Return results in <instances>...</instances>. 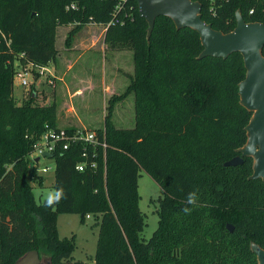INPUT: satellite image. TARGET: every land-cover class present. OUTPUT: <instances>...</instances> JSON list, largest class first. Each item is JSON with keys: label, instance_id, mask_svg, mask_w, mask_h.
<instances>
[{"label": "trees", "instance_id": "trees-1", "mask_svg": "<svg viewBox=\"0 0 264 264\" xmlns=\"http://www.w3.org/2000/svg\"><path fill=\"white\" fill-rule=\"evenodd\" d=\"M193 1L201 5L202 20L224 34L235 28L238 10L246 22L264 25V0ZM118 3L0 0V264H14L30 250L46 254L51 264H88L73 259L74 238L58 236L62 213L99 219L95 264H258L251 243L264 249V181L250 179L251 158L223 166L239 156L251 118L239 103L241 55L198 59L203 47L195 31L176 30L170 19L158 17L147 37L136 1L127 0L120 11ZM71 4L77 9L66 10ZM75 22L103 25L106 41L133 52L129 90L138 103V124L117 131L105 120L97 134L107 148H87L90 156L96 153L94 170H75L83 161L80 146L56 153V196L51 204L37 202L30 180L41 185L42 178L28 155L47 128H57L55 107L35 105L32 97L14 105L13 64L54 62L56 28ZM155 92L164 95L157 98ZM141 171L163 190L157 228L148 240L140 237Z\"/></svg>", "mask_w": 264, "mask_h": 264}, {"label": "rangeland", "instance_id": "rangeland-1", "mask_svg": "<svg viewBox=\"0 0 264 264\" xmlns=\"http://www.w3.org/2000/svg\"><path fill=\"white\" fill-rule=\"evenodd\" d=\"M48 8L47 3L46 9ZM59 27L56 28L55 38L56 58L54 64L47 66L49 70L53 68V77L46 73H34L32 77H27L29 85L22 87L13 76L11 97L14 105L21 106L29 102L31 97L35 99V105H54L55 124L58 128L104 131L107 119L114 130L134 129L138 124L139 114L136 96L129 90L134 77L133 52L120 44L112 46L106 41V28L103 25L75 22ZM67 37L70 38L69 45L64 43ZM176 60L179 65L184 64L181 55L176 56ZM20 63L24 65L17 59L14 65L19 68ZM155 93L157 98L164 95L163 92ZM199 129L201 135L206 134L204 124H200ZM44 167L50 170L41 175L36 172L37 178H42L41 185L37 183L38 180H30L37 202L52 200L56 196L53 187L54 160L41 158L38 168ZM137 191L138 205L145 222L140 237L148 240L157 228L158 200L162 197L163 190L156 181L141 171ZM56 226L60 238H74V260L95 264L99 219L90 215L81 220L80 214L62 213L58 215ZM39 256L41 264H49L46 254L40 253Z\"/></svg>", "mask_w": 264, "mask_h": 264}, {"label": "water", "instance_id": "water-1", "mask_svg": "<svg viewBox=\"0 0 264 264\" xmlns=\"http://www.w3.org/2000/svg\"><path fill=\"white\" fill-rule=\"evenodd\" d=\"M139 16L147 23V37L150 36L158 17L172 21L176 30L191 29L199 35L202 52L198 59L206 57L227 59L233 53H239L243 60L245 77L238 84L240 105L251 113L245 127L246 144L237 150L239 156L226 161L224 167H236L244 158L253 160L251 180L264 181V25L246 22L240 11L235 13V28L229 33L212 29L201 18V5L193 0H135ZM42 157L51 158L50 154ZM39 158L35 160V163ZM229 231L233 226L226 224ZM251 250L256 255L258 264H264V249L251 243ZM42 256V255H41ZM38 251L24 253L14 264H41ZM48 263L51 264L50 259Z\"/></svg>", "mask_w": 264, "mask_h": 264}, {"label": "built area", "instance_id": "built-area-1", "mask_svg": "<svg viewBox=\"0 0 264 264\" xmlns=\"http://www.w3.org/2000/svg\"><path fill=\"white\" fill-rule=\"evenodd\" d=\"M213 2V0H210ZM127 0H119L117 5V11L123 9V5ZM77 7L75 4H71L66 7V10H76ZM210 12L214 14V9L211 8ZM253 11H250L249 14H252ZM6 46L9 48L10 42L5 41ZM23 55H20L21 58ZM21 64V63H20ZM18 68L13 64V75L14 78H17L18 84L22 87H27L29 82L27 77L36 74L46 73L49 76L53 77L52 72L46 66H38L30 63H24V65H19ZM74 146H80L82 149L81 158L83 161L79 162L75 166V170L78 172H84L86 168L94 170L97 168V163L94 160L96 158V153L89 155L87 148L91 147L93 150L101 148L105 150L107 148V143L105 142L104 136L101 138L98 136L97 131L88 130L86 128L82 129H66V128H47V130L38 138V140L32 145V150L28 155V160L30 162V167L36 168L38 174L47 173L50 168L44 167L39 169L38 164L41 158L43 159H52L56 153L61 154L64 151H68ZM43 154H50L51 158L42 157ZM39 158V161L35 163V160ZM90 159V161H89ZM90 215H86V218H89Z\"/></svg>", "mask_w": 264, "mask_h": 264}, {"label": "clouds", "instance_id": "clouds-1", "mask_svg": "<svg viewBox=\"0 0 264 264\" xmlns=\"http://www.w3.org/2000/svg\"><path fill=\"white\" fill-rule=\"evenodd\" d=\"M60 195H61L60 193L57 194V197H56V201H57V202H58V199H59V196H60ZM189 199L191 200L192 197H190ZM52 202H53V201L50 199V200H49V203L51 204Z\"/></svg>", "mask_w": 264, "mask_h": 264}, {"label": "crops", "instance_id": "crops-1", "mask_svg": "<svg viewBox=\"0 0 264 264\" xmlns=\"http://www.w3.org/2000/svg\"><path fill=\"white\" fill-rule=\"evenodd\" d=\"M59 28H60V27H59ZM65 33H67V31H65ZM64 35H65V34H64ZM64 35H63V36H64ZM63 38H64V37H63ZM64 43H65V41H64ZM70 46H71V45H70ZM52 64H54V62L50 63L49 65H52ZM49 65H48V66H49ZM51 70H53V68H52ZM51 70H50V71H51ZM51 72H52V71H51ZM64 128H66V127H64ZM66 129H75V128H66ZM57 219H58V217H57Z\"/></svg>", "mask_w": 264, "mask_h": 264}]
</instances>
